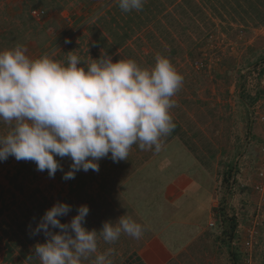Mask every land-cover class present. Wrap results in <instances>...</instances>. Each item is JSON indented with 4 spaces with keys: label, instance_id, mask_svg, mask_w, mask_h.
Returning <instances> with one entry per match:
<instances>
[{
    "label": "rangeland",
    "instance_id": "1",
    "mask_svg": "<svg viewBox=\"0 0 264 264\" xmlns=\"http://www.w3.org/2000/svg\"><path fill=\"white\" fill-rule=\"evenodd\" d=\"M151 2L153 5L149 6ZM176 2L146 0L142 20L147 22L153 10L159 39L156 45H151L158 51L156 56L159 54L168 58L172 65H177V68L174 65L176 69L193 66L205 79L206 84H202L206 88L200 99L210 102V109L213 105L218 108L212 116L207 117L206 113L195 116L198 104L196 98L190 97L183 106L182 111L187 113L182 123L187 137L199 133L214 149H208L206 143L200 140H193L197 147L193 154L178 138H174L163 144L161 151L151 157L144 167L128 173L125 180L121 179L117 189L109 179L108 186L102 187L105 179L100 176V168L99 172L91 170L99 176L85 172L89 177L86 188L82 190L86 192L79 196H69L68 184L62 179L61 171L50 178L46 170H36L37 175L20 180V186L25 191L17 190L10 184L18 163L12 157L0 162V234L1 229L13 226L14 219L23 217L24 211L17 205L26 198L24 192L28 194L31 189H38V199H47L53 205L62 202L74 208L90 203L91 216H95L91 219L97 232L104 222H116L124 215L140 223L144 231L139 239L122 234L116 242L108 244L102 237L98 238V253H104L109 248L114 250L110 257L113 264H120L134 251H140L159 232H163L162 236L170 241H189L195 228L178 224L168 226L173 223L170 218L176 212L181 216L179 223L187 224L197 219L203 229L200 236L171 264H231L228 255L220 250V243L210 244L213 241L211 234L219 233L221 236L222 231L228 230L225 224L222 230L213 231L215 219L224 207L228 217L237 219L239 239L234 241L242 253L241 264H263L264 176L261 173L264 174V123L255 122L251 131L250 121L252 116L260 118L255 112L264 116V95L253 110L240 95L247 98V93L253 96L259 90L264 92V30H216L210 22L196 21L201 16L195 15V10ZM118 8L119 0H0V51L22 45L27 48L26 55L31 59L47 55L58 60L61 52L80 43L82 49L91 50L99 33H104L110 14L117 16ZM40 12L44 14L38 15ZM121 23L125 24L124 21ZM66 39L71 42L66 44ZM181 49L186 53L184 58L161 53ZM191 50H197L195 59L187 55ZM152 63L155 65L156 59ZM232 66L235 70L230 76V84H227L225 74ZM193 76L192 82L195 83L198 79ZM224 104L230 106L229 111L225 112ZM181 114L178 109L176 115ZM187 121H191V126ZM229 157L234 159L238 172L235 180L230 181V189H226L223 170L230 161ZM192 183L196 184V188L192 189L193 195L181 199L177 204L179 211H176L173 204L175 193L182 192ZM208 197L212 200V207L204 213ZM29 205L32 208L30 202ZM73 215L71 211L66 216L69 222ZM211 223L215 226L212 227ZM43 235L39 236L40 241H32L29 246L45 243L41 241ZM5 252L2 241L0 264H5ZM94 258L95 254L88 261L92 264Z\"/></svg>",
    "mask_w": 264,
    "mask_h": 264
},
{
    "label": "clouds",
    "instance_id": "2",
    "mask_svg": "<svg viewBox=\"0 0 264 264\" xmlns=\"http://www.w3.org/2000/svg\"><path fill=\"white\" fill-rule=\"evenodd\" d=\"M145 3L119 0V7L141 11ZM26 53L22 45L0 51V123L9 128L0 135V162L9 157L31 161L54 178L63 172L60 159L67 157L70 170L62 176L67 181L80 171L99 172L104 158L127 160L134 144L159 152L162 138L174 130L170 110L184 78L168 58L157 54L155 66L148 69L132 59L113 62L103 52L86 66L74 54L65 64ZM71 211V205L57 202L41 217L33 231L46 237L34 248L40 264H83L93 254L92 264H113L114 250L98 253V238L112 244L122 234L143 235V226L127 215L104 222L99 232L88 230L87 205H80L69 223H61Z\"/></svg>",
    "mask_w": 264,
    "mask_h": 264
},
{
    "label": "trees",
    "instance_id": "3",
    "mask_svg": "<svg viewBox=\"0 0 264 264\" xmlns=\"http://www.w3.org/2000/svg\"><path fill=\"white\" fill-rule=\"evenodd\" d=\"M108 4L109 3H107V5ZM152 5L153 2L149 4V6ZM144 12V9H142L141 11L134 10L131 12H123L119 7L117 9V16H115V14H110L111 17L110 20H108V22L105 24L106 27L104 29V33H99L97 41L91 45V47H93L91 50L82 49V43H80L78 45H75V47L72 46L71 48H67L66 51L61 52L60 59L63 61V63L67 64L69 55L74 54L81 58V66H86L87 64L91 63L92 59L100 58L101 52H103L112 56L113 62H116L119 59H132L135 60L142 68L151 69L155 66L152 62L156 58V53H158L157 49L152 46L154 44L156 45L159 39L157 31L155 30V28H157L158 23L156 18L152 16V14H154L153 10L151 12V17H147V22H144L141 16V14H143ZM121 21H124L125 24L122 25ZM95 50H97V52H95ZM166 52L167 51H161V53H165L164 55L166 56L172 54L181 55L184 58V55L186 54L182 49L174 50L169 53ZM196 54L197 50H191L187 53L190 59H195V57H197L198 55ZM174 65L175 67L177 66L176 64ZM187 69L189 70L187 71ZM187 69H176L177 72L181 74L184 79L182 87L173 97V99L176 100L178 104L170 110L173 123L175 124V128L171 131L170 134L162 138V145L168 143L174 138H178L191 153L195 154L197 147L195 145V142H192L193 140H200L202 143H206L205 147H207L208 149L213 150L214 148H212L211 143H209L208 140L204 139V137L199 133H195L190 137L186 136V131L183 128L184 126L182 121L183 118L185 119L187 111H182L184 110L183 106L186 105L190 97L196 98L195 102L198 104V106L197 110L195 111V116L206 113L207 117L212 116L213 111H215L218 107L217 105H213L212 109H210V102L201 100L202 98L200 99V97L203 95L201 93L204 91V88H206L204 87L205 85H203L206 84V81L205 79L203 80V76H201V74L196 70L195 67L188 66ZM243 69H241V71ZM234 70L235 69L233 66L232 69H227V72L225 74L226 82H229L227 84H230V76L233 74ZM201 72L203 73V71ZM192 76L194 77V79H198V81L193 83ZM263 95L264 92L259 90L254 96H252L251 94L249 95L247 93V98L243 97L242 95H240V98L245 104L248 105V107L253 110L255 106L261 102ZM222 106L224 107L225 112L230 110L229 105L224 104ZM178 109L180 112H182L181 116L176 115ZM250 115H252V111L250 112ZM257 121V117H251V131L252 128L255 127V122ZM187 124L191 126L192 123L191 121H187ZM8 131V126L4 125L3 123H0V135H6ZM157 153L158 152L154 151V148L153 150H141L138 145L134 144L130 150L127 160H122L119 162H113L110 158H104L100 160V176L105 179L102 183V187L106 188V186H108L107 181H111L114 182L115 188L117 189L119 185L118 182L121 179L125 180L129 176L127 175L128 173H132L135 170H138V168L144 167L149 162V159L151 157H154V155H156ZM10 158L12 157H9L8 159ZM231 158L229 157L230 161H228L224 165L225 168L223 170V184H225L226 189H230V181L235 180L236 174L238 172L237 165L235 164L234 159ZM57 159L60 158L57 157ZM17 162L18 163L15 167V173L10 179V184L17 190L23 192L24 189L20 186V180H26V178L31 175H37V168L36 164L31 161ZM60 163L62 164V166L66 165L64 167L63 174L64 172L70 170L71 161L69 158L66 157L60 159ZM89 171L91 176H93L92 174L96 175L95 172L91 173V170ZM88 177V174H86L84 171H80L76 174L74 179L67 180L69 196H79L82 192H84L85 190L83 191L82 189L86 188V185L88 183ZM107 179H109L110 181ZM30 191L31 192L28 194L24 192L23 195H26V198L22 199L21 203H18L17 205L22 211H24L23 217L18 220L14 219V221L12 222L13 226L10 227L11 230L6 228L1 229L2 234H0V242L4 241L6 249L4 257L5 264H40V260L35 257L34 253V248L39 243H37L33 247H30L29 243H32V241H40L39 236L43 232L37 235H33V231L39 223L41 217L46 212V210L51 208L53 204L49 203V200L47 199L40 198L41 200H39L37 197V193H39L40 191L38 189H31ZM29 202L32 204V208L30 207ZM86 205L89 206V209H91L90 203L87 202ZM77 208L78 207L76 206L72 208V212L74 214L72 217L77 215ZM225 211V208L221 207L222 213L219 217L215 219L216 227L213 231L215 232L216 230V232H218L219 230H222L221 228L225 226V224L228 230L222 231L221 236L219 235V233L211 234V236L213 237V241H210V244H216L217 242L220 243V250L224 251L228 255L231 264H241L242 253L239 250V246L236 245V241H234L239 239V234L237 232V219L235 217H228ZM91 214L92 213H90L89 211V214L87 215L85 221L86 225L84 224V227H86L88 230H92L95 228L94 223L91 219L92 217L95 218V216H91ZM60 220L61 223H69L66 216L61 217ZM31 227H34V229L32 230ZM53 231L59 232V229H53ZM41 241H46V237L44 235ZM262 243H264V241H262ZM83 264L91 263L88 260H85ZM120 264L143 263L138 255V252L134 251V253L128 255Z\"/></svg>",
    "mask_w": 264,
    "mask_h": 264
},
{
    "label": "crops",
    "instance_id": "4",
    "mask_svg": "<svg viewBox=\"0 0 264 264\" xmlns=\"http://www.w3.org/2000/svg\"><path fill=\"white\" fill-rule=\"evenodd\" d=\"M176 4L195 10L194 14L201 16L196 21L210 22L216 30H264V0H177ZM195 183L190 184L182 192L175 193L176 196L173 204L176 211H179L177 210V204L181 199L184 197L187 199L191 197V194L193 195L194 190L192 189L196 188ZM203 192L208 195V192ZM209 198L206 200L208 201L206 202L207 205H204L206 209L203 207L204 213L207 209H210V206L212 207V200L210 201ZM179 215L177 212L174 213L172 218H170L171 223H173L168 224V226L178 224L195 228L189 236V241L183 243L180 241H170L165 236H162L163 232H159L138 251L143 264H169L186 247L190 246L192 241L200 236L203 226L197 222L198 220L195 219V221H190L187 224L179 223L180 220L178 218L181 217Z\"/></svg>",
    "mask_w": 264,
    "mask_h": 264
},
{
    "label": "built area",
    "instance_id": "5",
    "mask_svg": "<svg viewBox=\"0 0 264 264\" xmlns=\"http://www.w3.org/2000/svg\"><path fill=\"white\" fill-rule=\"evenodd\" d=\"M37 14V12L35 11L34 12V15H36ZM44 13L43 12H40V13H38V15H43ZM256 77V76H255ZM250 83V82H249ZM255 95V93L253 94V96ZM255 115L256 116H260V118H258V121H261V122H263L264 123V116H262V115H260V114H258L257 112H255ZM261 176L263 177L264 176V174L263 173H261ZM211 226L213 227L214 226V224L213 223H211Z\"/></svg>",
    "mask_w": 264,
    "mask_h": 264
}]
</instances>
